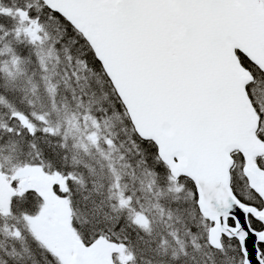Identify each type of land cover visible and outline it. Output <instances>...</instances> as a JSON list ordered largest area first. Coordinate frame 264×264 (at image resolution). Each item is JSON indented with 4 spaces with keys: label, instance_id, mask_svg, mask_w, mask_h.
<instances>
[{
    "label": "snow or ice",
    "instance_id": "obj_1",
    "mask_svg": "<svg viewBox=\"0 0 264 264\" xmlns=\"http://www.w3.org/2000/svg\"><path fill=\"white\" fill-rule=\"evenodd\" d=\"M0 264H264V0H0Z\"/></svg>",
    "mask_w": 264,
    "mask_h": 264
}]
</instances>
